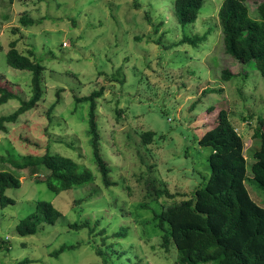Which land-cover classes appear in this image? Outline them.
<instances>
[{
    "label": "rangeland",
    "instance_id": "1",
    "mask_svg": "<svg viewBox=\"0 0 264 264\" xmlns=\"http://www.w3.org/2000/svg\"><path fill=\"white\" fill-rule=\"evenodd\" d=\"M262 1L248 0L252 17ZM222 3L204 0L197 21L183 25L175 0H0V84L19 97L1 105L0 116L31 97V73L7 63L10 43L17 41L26 55L32 51L45 67L43 100L0 131V171L22 182L6 191L14 203L0 204V264H173L176 248L163 247L155 214L182 195L190 197L210 174L212 149L199 140L216 125L220 110L243 138L246 187L264 208V189L251 171L260 147L254 134L264 120V77L254 64L226 53ZM198 37L203 41L173 46ZM120 68L123 83L107 81ZM224 70L232 80H222ZM102 89L96 122L111 186L94 158L90 106L78 102ZM146 132L156 134L151 144L143 140ZM47 152L90 169L94 183L55 194L43 183L45 168L20 175L10 163ZM164 190L175 198L157 196ZM39 201L52 203L62 217L51 225L38 214V233L21 237L16 228L36 213ZM121 231L125 237L116 235ZM63 245L76 247L51 257Z\"/></svg>",
    "mask_w": 264,
    "mask_h": 264
},
{
    "label": "trees",
    "instance_id": "2",
    "mask_svg": "<svg viewBox=\"0 0 264 264\" xmlns=\"http://www.w3.org/2000/svg\"><path fill=\"white\" fill-rule=\"evenodd\" d=\"M247 2L248 0H223L219 10V25L226 53L241 63L254 64L264 77V1L256 4L255 18L251 16ZM203 5L204 0H175L174 10L179 23L194 24ZM29 21L24 17L21 19L24 26L29 25ZM200 40L203 41L199 37L185 39L173 46ZM17 44V41L10 43L7 63L16 70L31 73V97L28 100L20 98L21 106L16 111L0 116V131L6 130L7 124L16 123L22 115L34 110L44 95L42 76L45 67L37 61L39 58L32 51L29 52L30 55L18 51ZM108 76L109 82L123 83L122 68L116 74ZM233 76L228 70L222 71L223 81H230ZM209 91L206 89L203 93ZM215 91L217 90L211 92ZM101 96L103 89L88 97L79 98L78 102L88 103L90 106L88 121L94 158L98 160L106 186H111L114 183L109 181V169L100 157L101 140L97 131V100ZM16 98L19 97L0 84V106ZM260 121L262 131L254 134L260 147L253 154L255 162L251 171L253 180L264 189V120L261 118ZM155 135L154 132L144 133V142L151 144ZM199 144L212 149L208 158L210 174L203 177L205 181L192 191L190 197L182 195L178 203L155 214L156 227L162 232L163 247L168 249L175 246L177 260L173 264H264V208L252 199L246 187L248 163L244 154V142L227 111L220 110L216 125L199 140ZM10 163L15 170L21 171L20 175L22 171H29L32 176H36L41 167L45 168L49 175L43 183H47L55 194L82 188L95 181L90 169L71 158L49 152L41 156L21 155L19 160ZM21 186L20 178L12 172L0 171V204L3 208L14 203L6 196V191L10 188L19 189ZM157 196L175 198L168 190L157 193ZM38 214L42 216L43 222L51 225L62 217L52 203L39 201L36 213L29 215L17 226L18 235L28 237L38 233ZM72 227L78 228L77 225ZM116 235L125 237L126 232L121 231ZM6 241L2 244L8 243ZM75 247L63 245L52 252L51 257H59ZM28 263L29 259L20 262Z\"/></svg>",
    "mask_w": 264,
    "mask_h": 264
},
{
    "label": "clouds",
    "instance_id": "3",
    "mask_svg": "<svg viewBox=\"0 0 264 264\" xmlns=\"http://www.w3.org/2000/svg\"><path fill=\"white\" fill-rule=\"evenodd\" d=\"M224 42V41H223ZM203 93V92H202ZM201 95V94H200Z\"/></svg>",
    "mask_w": 264,
    "mask_h": 264
}]
</instances>
